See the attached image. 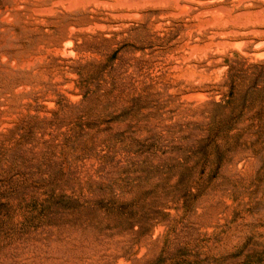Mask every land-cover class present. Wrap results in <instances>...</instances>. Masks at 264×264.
Masks as SVG:
<instances>
[{
	"label": "rangeland",
	"instance_id": "rangeland-1",
	"mask_svg": "<svg viewBox=\"0 0 264 264\" xmlns=\"http://www.w3.org/2000/svg\"><path fill=\"white\" fill-rule=\"evenodd\" d=\"M0 264H264V0H0Z\"/></svg>",
	"mask_w": 264,
	"mask_h": 264
}]
</instances>
